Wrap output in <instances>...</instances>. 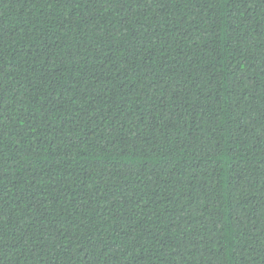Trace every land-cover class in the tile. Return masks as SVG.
<instances>
[{
  "label": "trees",
  "instance_id": "1",
  "mask_svg": "<svg viewBox=\"0 0 264 264\" xmlns=\"http://www.w3.org/2000/svg\"><path fill=\"white\" fill-rule=\"evenodd\" d=\"M0 264H264V0H0Z\"/></svg>",
  "mask_w": 264,
  "mask_h": 264
}]
</instances>
